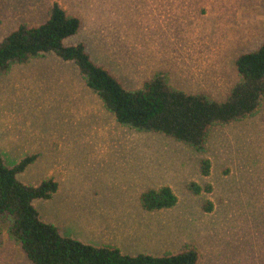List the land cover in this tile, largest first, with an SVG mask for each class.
Returning a JSON list of instances; mask_svg holds the SVG:
<instances>
[{
    "label": "rangeland",
    "instance_id": "374dc122",
    "mask_svg": "<svg viewBox=\"0 0 264 264\" xmlns=\"http://www.w3.org/2000/svg\"><path fill=\"white\" fill-rule=\"evenodd\" d=\"M54 2L81 23L64 43L83 42L129 90L163 74L177 90L223 101L239 80L236 58L264 42V0H0V39L43 24ZM0 154L9 167L38 155L17 179L57 181L33 205L61 236L129 256L192 247L198 264H264V100L252 116L213 126L197 151L119 125L72 62L46 54L0 74ZM163 186L176 204L145 210L141 194ZM8 225L0 264H31Z\"/></svg>",
    "mask_w": 264,
    "mask_h": 264
},
{
    "label": "trees",
    "instance_id": "16d2710c",
    "mask_svg": "<svg viewBox=\"0 0 264 264\" xmlns=\"http://www.w3.org/2000/svg\"><path fill=\"white\" fill-rule=\"evenodd\" d=\"M78 17L68 15L56 2L47 20L39 26L19 25L0 39V74L13 64L52 54L72 62L85 85L102 101L116 122L136 131L168 136L201 151L209 130L218 124L238 121L257 112L264 100V42L254 51L239 55L235 68L239 80L223 101L205 94H189L171 87L163 74H156L141 89L129 90L103 66L96 64L83 42L66 45V39L80 30ZM38 155L26 156L12 167L0 154V222L7 221L8 236L18 243L31 264H198L196 249L188 247L176 254L129 256L112 246L94 247L61 236L57 227L40 219L33 202L49 200L58 190L53 178L39 185L24 184L17 179ZM209 163H202L207 175ZM190 189L196 194L199 187ZM177 198L171 188L147 189L141 205L154 211L174 206ZM212 205L205 211L210 212Z\"/></svg>",
    "mask_w": 264,
    "mask_h": 264
}]
</instances>
